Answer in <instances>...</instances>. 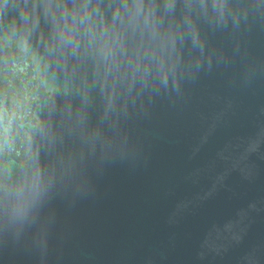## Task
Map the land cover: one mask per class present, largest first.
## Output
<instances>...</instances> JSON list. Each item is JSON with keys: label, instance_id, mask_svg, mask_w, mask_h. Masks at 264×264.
<instances>
[{"label": "water", "instance_id": "95a60500", "mask_svg": "<svg viewBox=\"0 0 264 264\" xmlns=\"http://www.w3.org/2000/svg\"><path fill=\"white\" fill-rule=\"evenodd\" d=\"M183 14L162 31L178 37ZM193 22L175 84L121 82L107 111L96 88L58 98L46 194L23 221L0 197V264H264V0Z\"/></svg>", "mask_w": 264, "mask_h": 264}, {"label": "clouds", "instance_id": "9594fccd", "mask_svg": "<svg viewBox=\"0 0 264 264\" xmlns=\"http://www.w3.org/2000/svg\"><path fill=\"white\" fill-rule=\"evenodd\" d=\"M228 0H0V197L23 221L46 194L40 145L51 137L58 98L89 102L96 88L114 104L121 82L156 76L176 83L177 43L201 47L193 16L225 20ZM183 10L180 35L162 31ZM45 28L47 32H45ZM129 37L148 43L129 50ZM75 65L90 62L91 83ZM18 172V174H16Z\"/></svg>", "mask_w": 264, "mask_h": 264}]
</instances>
